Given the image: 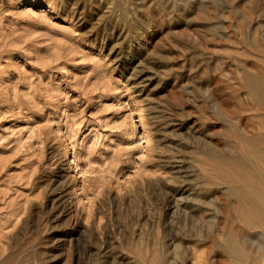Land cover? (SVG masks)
Here are the masks:
<instances>
[{
  "label": "rangeland",
  "instance_id": "rangeland-1",
  "mask_svg": "<svg viewBox=\"0 0 264 264\" xmlns=\"http://www.w3.org/2000/svg\"><path fill=\"white\" fill-rule=\"evenodd\" d=\"M263 68L264 0H0V264H262Z\"/></svg>",
  "mask_w": 264,
  "mask_h": 264
},
{
  "label": "bare ground",
  "instance_id": "bare-ground-1",
  "mask_svg": "<svg viewBox=\"0 0 264 264\" xmlns=\"http://www.w3.org/2000/svg\"><path fill=\"white\" fill-rule=\"evenodd\" d=\"M263 70H264V68H263ZM261 72L262 71H260V73ZM248 73L249 72H247V74ZM254 74H256V73H254ZM251 77L254 78L253 75ZM246 81H249V80L246 79ZM242 85H243V82H242ZM246 86L247 87H245V88H248V90H249V97L251 99H253L254 101H256V103L258 104L257 106H259V108L264 111V82L263 81L254 82V81L250 80L249 82L246 83ZM242 88H244V87L242 86ZM246 95H247V90H246ZM237 101H239V100H237ZM247 102H248V104L251 103V101L250 102L247 101ZM237 103L240 104L241 102H237ZM240 108H241V106H240ZM252 108H253V106H252ZM250 109H248V110H250ZM239 111L241 112V110H239ZM243 111H246V109L245 110L243 109ZM263 115H262V117H263ZM235 137L239 140L241 145L244 144L246 147L244 149L240 148L241 150L239 151L238 155L234 154L233 156H229V158H227L226 160L224 159L229 164H237V165L239 164V165H243L245 167V170L240 172V174H239V176L242 180L241 181L242 184L237 185L234 188L233 193L235 195V198L237 199V202L240 206V209L243 211V213L245 215V218H244L245 224L247 226H251V227H261V228H263V231L262 230L261 231L264 232V171L261 168L257 167L256 163H254V162H256V161H254L255 157L260 158L261 160L264 161V131H257V132H253V133H248L246 131H242L241 129L237 128L235 131ZM237 168H239V167H237ZM238 170H240V168ZM226 175H229V174H226ZM248 183H254V185H249ZM237 213H238V211H237ZM235 221H236V219H235ZM234 226L235 225H231L230 228L226 231L225 243H224L222 248L227 253V255L232 258V260H238L239 259V260H241V262H244L246 259L250 258L248 250H247L248 242H247V240H244V239L242 240L240 238L239 234L237 235ZM255 243L256 242L254 240H251L250 245L253 246V245H255ZM258 245H259V243H258ZM258 245H257V247H259ZM262 256H264V255H262ZM261 259H263V258H261ZM262 264H264V261Z\"/></svg>",
  "mask_w": 264,
  "mask_h": 264
}]
</instances>
